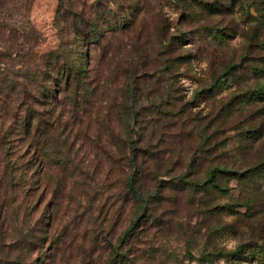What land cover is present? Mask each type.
<instances>
[{
	"label": "rangeland",
	"instance_id": "obj_1",
	"mask_svg": "<svg viewBox=\"0 0 264 264\" xmlns=\"http://www.w3.org/2000/svg\"><path fill=\"white\" fill-rule=\"evenodd\" d=\"M96 1L69 0L73 9L84 8L93 17ZM114 1L105 0L116 13L111 16L132 10L131 24L108 32L101 43L83 46L75 43L67 22L72 16L64 15L70 10L60 0L2 1L0 19L6 27L0 32V67L25 89L19 98L4 97L10 113L0 118V135L8 140V154L0 146V171L12 161L19 180L9 190L0 178V264H119L114 248L127 249L129 264H199L191 255L234 249L242 242L250 246L234 264H264V177L239 179L232 174L226 192L210 194L214 200L207 205L204 192L175 189L168 181L192 157L197 173L189 177L199 182L216 163L238 173L264 159V101L252 99L246 90L264 84V71L257 69L264 67V0ZM211 4L224 10L208 14L201 8ZM191 10L198 16L190 19ZM210 25L228 36L205 35L204 27ZM166 34L178 44L158 46L156 36ZM62 39L72 55L88 52L83 60L91 93H61L50 103L39 102L43 98L31 74L44 68L43 55ZM128 51L145 64L148 75L131 107L140 117L137 130L144 132L135 135L143 147L137 157L139 189L149 199L141 208L124 173L129 148L121 116L131 110L123 66ZM169 55L172 60L167 61ZM227 63L236 65L234 82L220 91L207 90V81ZM155 67L162 81L151 79ZM238 90H245L248 101L236 106ZM26 99L50 118V141L41 134L37 149L14 129V116L25 113L17 102ZM158 176L168 182L155 188ZM217 202L228 208L221 213L206 210ZM144 208L134 233L121 241ZM218 263L227 264L222 258Z\"/></svg>",
	"mask_w": 264,
	"mask_h": 264
},
{
	"label": "trees",
	"instance_id": "obj_2",
	"mask_svg": "<svg viewBox=\"0 0 264 264\" xmlns=\"http://www.w3.org/2000/svg\"><path fill=\"white\" fill-rule=\"evenodd\" d=\"M3 0H0V13L3 9ZM112 3L115 1L110 0ZM192 1V0H188ZM69 0H60V4L63 6H67V9L69 8L70 14H65L66 9L64 10V15L68 19L70 16L71 19H68V25L69 28L74 32V38H76V44L78 43V46L86 45L87 43H101L104 38L108 35V32L113 31H119L124 30L127 28L131 22L133 17V11H129L128 15H123L117 18V16H111L112 14H116L113 10L108 8V5L105 3V0H97L94 8L96 12L94 13L95 16H86L85 12L86 10L84 8L80 9H73V2L68 3ZM200 2L205 3L200 0ZM210 3H207L208 5ZM69 5V7H68ZM200 6V5H199ZM61 7V6H60ZM228 9L232 8L231 6H227ZM226 7V8H227ZM66 8V7H65ZM204 12L210 14L211 12L218 14L224 9L217 8L213 4L209 5L208 7H201ZM68 12V11H67ZM189 17L190 19L195 18L198 16V13L191 10ZM63 15V16H64ZM1 16L0 19V32L6 27L5 22L2 19ZM65 18V19H66ZM101 19V20H100ZM203 32L205 35L210 34L214 39L217 35L219 38L223 37V35L228 36L227 32L220 31L219 28H216V25H210L205 26ZM209 32V33H208ZM137 35H140L137 34ZM142 36H140L141 38ZM159 39L157 40L158 46H165L168 45L169 48L176 46L178 41L174 39V37H168V34L165 36L160 35L156 36ZM224 40V39H223ZM217 41L220 42V40L217 39ZM146 42V41H145ZM146 44V43H145ZM67 41L62 39L61 44L58 48L54 49L51 52H48L47 54L43 55L44 61V68L40 69L39 72H33L31 74V79L34 81L36 91L40 96H42L43 99H40L39 102L42 100H46L47 102H52V98L59 99V96L61 93L68 94L69 96L74 97V95L77 92L83 91L85 94L91 93L90 88L88 87V80H89V69L86 67V59L88 58L89 54L85 50L76 51L77 54L72 55V50L68 49ZM5 48V47H4ZM157 51V50H155ZM173 49H169L168 53H172ZM1 58V57H0ZM179 58V57H177ZM2 59V58H1ZM83 60V61H82ZM172 60L171 55L167 58V61ZM1 63H3V60H1ZM123 66L126 67L127 72V80H128V87L125 93V100L127 101L128 108L131 109V107H135L136 105L133 103L135 100L134 97H136L137 88L140 84L147 83L144 77L147 78L148 75H146V68L145 64L141 63L137 57H135L134 53L127 52L125 55V61L123 62ZM236 65L232 63H227L224 65V70L220 75H213L210 81H207L209 83L208 89H213L215 91L223 90L221 87L224 86V84L231 85L234 81L233 80V70H235ZM255 68V67H254ZM257 68V67H256ZM144 69V70H143ZM259 72L264 71L263 68H257ZM4 68L0 67V118L5 119L4 117H9L10 113V104H7L6 102V96L13 94L14 96H17L18 98L21 96V90L25 89V85L23 83H18V80L10 78L4 71ZM142 73H141V71ZM236 71V70H235ZM141 73V74H140ZM150 73L151 79H154V81H162L161 77L159 76V73L155 67ZM260 74V73H259ZM142 75V77H140ZM145 80V81H141ZM52 81L53 85L48 82ZM237 82V81H236ZM158 84V82H156ZM73 87H75V90H73ZM60 88V89H59ZM72 88V89H71ZM77 91V89H79ZM59 90V91H58ZM246 90H249V93L251 94V98L255 100L264 101V84H258L254 88L250 89L247 88ZM245 91V90H244ZM243 90H238L239 93V99L236 104V106L239 104H243L244 102H247L248 99L244 97ZM200 91L196 92V95L199 94ZM235 93V92H234ZM158 95L161 96L158 92ZM238 95V94H237ZM31 96V95H30ZM236 96V93L235 95ZM233 96V97H234ZM32 99L35 98L31 96ZM76 98V97H75ZM232 99V98H231ZM2 101V102H1ZM38 101V97H37ZM132 101V105L130 103ZM77 100H75V104H77ZM19 108L24 106L25 113L23 115L14 116V126L18 134H23L25 137V141L27 142V146H31L34 149H37L38 144L40 143L39 140L41 139V134H44L45 142L50 141V118H46L45 112L42 113V111L38 108L35 109V105L33 101H29L26 99L25 101L17 102ZM14 107H12L13 109ZM135 109L132 108L128 112L124 113V117L121 116V119L123 121L125 130L124 134H126V139L128 141V148L130 151V157H128V152L124 153V158L127 160V170L124 171L126 173V184L129 191L133 192L134 198L136 201L140 202V208L143 205H147L148 198L142 197V194L140 193L139 184L140 181V168L141 163L137 160L138 154L140 150H143V147L139 144L140 139L135 138V135H138L142 137L143 133H140L137 130V126L140 123V117L137 115L138 113L134 111ZM43 117L45 118L46 122L43 121ZM156 118V117H154ZM143 119V118H142ZM160 119V117H159ZM161 120V119H160ZM49 122V124H48ZM2 121H0V125H2ZM155 124V123H153ZM47 126V127H45ZM52 126V125H51ZM44 128V129H43ZM137 130V131H136ZM113 136H116L118 138V135H115V133H112ZM8 141L3 138V136L0 135V146L6 154L7 151V145L5 142ZM125 148V147H124ZM188 165L185 170H183L180 174L176 176H171L168 181L169 185L175 189H185L188 187L195 188L201 192H204V195H208L206 198V201L204 204H208V201L214 200L211 196V199L209 198L210 194L217 191V193L220 192H226L228 189L226 186V181H228L233 175L241 178H247L252 179L255 178L256 180L262 179L264 177V159H261L259 162L247 167L242 172H236L235 170L231 169L230 166L223 163H216L212 167H210L205 175V177L202 178V180L199 182L195 177H189L190 174L196 172L197 173V165L196 160L194 157H192L188 161ZM196 167V170L194 168ZM16 166L13 164L12 161H9L8 164H5L3 166V169L0 171V178H4L6 181V189L14 190L15 186L18 185V176L16 173ZM167 179H160L159 176L157 177V184L156 187H159L164 182H168ZM153 195V194H151ZM149 197V196H148ZM147 208V206H146ZM146 208L143 210H140L141 212H137V217L132 221V225L124 232L123 237L121 238V241L124 240L126 242L128 238L134 233L135 231V224L136 221L142 217L143 213L146 211ZM228 208L227 205H222L221 203L217 202L213 205V207H208L206 210H211L214 213H221V209ZM250 245L242 242L238 246H236L234 249H227L226 247H220L216 248L213 251L204 250L201 251V253L198 256L191 255L193 260H200L199 264H219V260L222 258L227 264H234L237 260L243 259L247 253V249ZM114 256H117V259L119 261V264H129L127 261L128 253L127 249L124 248L122 251L118 250V248H114Z\"/></svg>",
	"mask_w": 264,
	"mask_h": 264
}]
</instances>
